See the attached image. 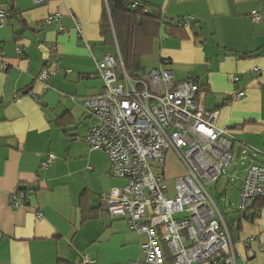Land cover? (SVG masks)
I'll use <instances>...</instances> for the list:
<instances>
[{"label": "crops", "instance_id": "0c3cea01", "mask_svg": "<svg viewBox=\"0 0 264 264\" xmlns=\"http://www.w3.org/2000/svg\"><path fill=\"white\" fill-rule=\"evenodd\" d=\"M2 1L13 11L0 26V264H71L85 255L91 264H148L145 235L101 209V194L126 180L113 177L108 155L82 139L92 124L84 98L106 90L97 63L120 54L102 32L110 19L106 2ZM141 1L161 10L167 23L141 57L138 73L164 64L175 81L199 83L205 107L219 111L217 125L235 151L242 146L241 157L252 153L239 198L246 169L264 163V0ZM255 9L259 22L251 16ZM57 13L63 31L46 22ZM44 67L56 71L48 81L39 79ZM239 90L246 96L234 98ZM49 152L56 158L43 169ZM169 156L165 172L174 181L185 170ZM173 166L180 173L171 172ZM18 188L29 191L28 202L13 207ZM250 211L246 217L238 208L225 214L238 221L232 229L236 264H264V198Z\"/></svg>", "mask_w": 264, "mask_h": 264}, {"label": "built area", "instance_id": "2783aa9c", "mask_svg": "<svg viewBox=\"0 0 264 264\" xmlns=\"http://www.w3.org/2000/svg\"><path fill=\"white\" fill-rule=\"evenodd\" d=\"M32 1L41 6L52 0ZM132 7L143 3L135 1ZM11 15L10 3L0 0V26ZM251 16L254 22L261 19L257 9ZM46 22L65 29L59 13ZM55 73L44 67L39 79L48 81ZM97 74L106 90L84 98L92 124L82 139L108 155L113 177L126 180L124 186L101 194V209L125 218L132 230L145 235L142 250L148 264H166L168 257L170 264H236L232 229L238 221L226 219L208 189L234 167L236 151L227 130L217 125L219 111L205 107V91L192 79L175 81L164 64L130 77L120 54L105 55L97 63ZM232 95L241 98L246 93ZM169 153L185 170L174 178L172 188L165 172ZM55 158L49 152L41 167L48 168ZM28 192L16 189L11 206H25ZM259 198H264V163H252L239 190V214L251 216L250 205ZM92 262L85 255L71 264Z\"/></svg>", "mask_w": 264, "mask_h": 264}, {"label": "trees", "instance_id": "16d2710c", "mask_svg": "<svg viewBox=\"0 0 264 264\" xmlns=\"http://www.w3.org/2000/svg\"><path fill=\"white\" fill-rule=\"evenodd\" d=\"M135 1L138 0H108L110 19L107 16L102 22L107 42L113 46L117 43L123 67L130 77L142 71L141 57L160 35L161 25L167 23L161 10L153 7L151 10V5L141 0L143 7L134 8Z\"/></svg>", "mask_w": 264, "mask_h": 264}, {"label": "rangeland", "instance_id": "374dc122", "mask_svg": "<svg viewBox=\"0 0 264 264\" xmlns=\"http://www.w3.org/2000/svg\"><path fill=\"white\" fill-rule=\"evenodd\" d=\"M167 158L169 159L171 156ZM167 161H170V159ZM252 161V153H248L245 156L243 155L240 158H236L234 160V165H238L237 169L233 167L230 170H226V175L220 177L218 181L208 185L211 195L225 214L237 210L239 206L238 188L241 182V172L244 167ZM169 170L171 172L176 171L179 173L181 171L179 166H173L169 168ZM168 184L170 185V188H172L173 180H169ZM170 194H172V191Z\"/></svg>", "mask_w": 264, "mask_h": 264}, {"label": "water", "instance_id": "95a60500", "mask_svg": "<svg viewBox=\"0 0 264 264\" xmlns=\"http://www.w3.org/2000/svg\"><path fill=\"white\" fill-rule=\"evenodd\" d=\"M245 151H246L245 148H243L242 146H238V147H237V151H236V158H240L242 152H245Z\"/></svg>", "mask_w": 264, "mask_h": 264}]
</instances>
